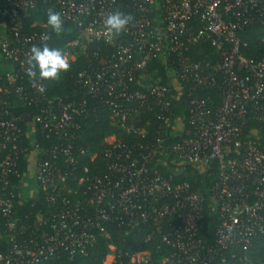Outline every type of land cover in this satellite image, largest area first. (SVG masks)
<instances>
[{"label":"built area","instance_id":"2783aa9c","mask_svg":"<svg viewBox=\"0 0 264 264\" xmlns=\"http://www.w3.org/2000/svg\"><path fill=\"white\" fill-rule=\"evenodd\" d=\"M39 3L46 13H62L64 31L76 29L63 51L69 63L91 43L113 42L103 27L109 14L134 17L113 51L76 76L118 128L141 136L136 142L107 137L102 165L93 170L81 161L85 150L73 144L80 125L76 117L88 113L85 103L49 95L46 86L41 93L28 75L31 45L47 44L41 39L45 30L25 25ZM255 22L264 26V0H0V239L6 242L0 264H49L64 254H82L99 236L107 237L109 223L169 246L172 253L159 264H213L216 257L223 262L225 251L246 247L263 233L264 147L244 130L249 117L264 125V60L243 55L240 37ZM200 44H208L211 53L194 60L191 49ZM170 56L176 62L167 69L168 84L147 82L150 58L165 62ZM209 88L218 93L216 105L196 95ZM12 93L33 108L31 149L18 146ZM180 97L184 116L174 111ZM148 114L155 120L152 135L145 130ZM35 129L54 138V145L46 149L35 143ZM26 150L29 158L35 156L34 189L44 193L46 208L24 221L16 215L9 181L20 179L21 190L31 176L29 169L17 171ZM211 164L215 172L204 193L175 179L189 165L207 172ZM205 208L218 219L209 245L200 235ZM109 250L102 264H155L147 251L122 257L113 246Z\"/></svg>","mask_w":264,"mask_h":264},{"label":"trees","instance_id":"16d2710c","mask_svg":"<svg viewBox=\"0 0 264 264\" xmlns=\"http://www.w3.org/2000/svg\"><path fill=\"white\" fill-rule=\"evenodd\" d=\"M45 20V5L39 3L27 18L25 25L29 30H45L46 34L51 35V39L47 40V45L50 48L59 49L63 53L67 43L76 38V29L73 28L71 31H63L61 35L57 36L55 33H50L48 28H43L40 25L42 23L45 24ZM33 23L36 25L32 26ZM198 25H200V23L195 21V27L198 28ZM123 37L124 34L121 32L119 35L113 37V42L111 43L94 42L89 44L82 54L80 53L75 60L70 62L71 70L67 73H61V79L58 82L43 81L49 95L62 97L67 102L75 101L76 103H85L88 113L76 117L80 125L79 129L75 132V142L73 144L85 150L86 154L82 156L81 161L92 170L95 165H102L100 152L107 144L105 141L107 137L114 135L116 141L126 142H136L141 139L140 135L126 134L118 128V125L113 120L106 106L97 98L87 95L84 89L76 82V76L80 70L89 65H96L102 59L106 58L113 51V45L121 41ZM240 37L245 43V46L242 48L243 55L255 60H264L263 25L259 22H255L246 26L240 33ZM208 53H211L208 44H200L191 49L190 55L192 59L199 60ZM208 58L211 60L215 59L213 56ZM175 62L176 60L173 56L167 58L165 62L158 57L150 58L145 69L147 82H159L164 85L168 84V78L166 76L167 69ZM135 87L137 86L134 84L131 85V88ZM196 95L197 97H208L213 105H216L220 100L215 88L199 91ZM9 102L11 103L12 115L18 118V128L21 134L18 146L31 149L28 133L30 128L29 116L33 113V108L27 105L26 101L14 93L10 94ZM174 111L178 116L185 115V100L183 97H180L174 102ZM146 119L149 121L148 125L145 126V120H143L139 123V126H145L146 132L152 135L153 128L155 127V120L151 114H148ZM244 135L257 139L260 145L264 147V125L257 123L252 117L248 118ZM33 141L49 149L54 145L55 139L52 137L45 138V134L35 129ZM2 154V151H0V157ZM93 154L95 158L92 159L90 156ZM33 156L29 158L28 150L21 153L17 165V171L19 173H24L28 170L31 161L35 159V156ZM96 169L102 170V166L100 168L97 166ZM214 172L215 166L213 164L210 165V169L207 172H200L189 165L183 172L178 174L175 179L177 181H187L193 188L204 193L205 189L210 186L213 177L212 174ZM66 182L72 185L75 184V180H68ZM9 183L11 186L10 189L14 194L13 201L16 215L20 220L24 219L25 221V218L29 216L30 213H34L39 207L46 208L44 193L41 190L38 188L34 189L33 193L30 195L21 192V194H23L22 199L19 197L22 188L21 190L18 188L20 179L12 177ZM204 220V226L202 227L200 235L205 243L209 245L214 240V231L218 225V219L216 215L210 213V211L205 208ZM28 223L29 221L27 224ZM1 224L2 222L0 221V226ZM105 228L108 233L107 237L99 236L95 243L82 254H77L71 258L64 254L60 259L51 261L49 264H102L104 258L110 251V245L113 246L115 251L117 253L119 252L122 257L126 253L147 251L150 259L155 264H159L163 258L168 257L172 253V249L158 239L154 238L147 241L142 235L135 232H124L123 229L117 227L114 223L107 224ZM27 234L28 233L25 235ZM5 249L6 242L3 238L0 239V251H4ZM223 259L224 261L220 262L219 257H216L213 264H261L264 260V232L255 235L251 239L250 244L246 247H243V244H239L225 251Z\"/></svg>","mask_w":264,"mask_h":264},{"label":"clouds","instance_id":"9594fccd","mask_svg":"<svg viewBox=\"0 0 264 264\" xmlns=\"http://www.w3.org/2000/svg\"><path fill=\"white\" fill-rule=\"evenodd\" d=\"M133 20L134 17L130 14H123L119 11L109 14L103 21V27L109 42L114 36L123 32ZM45 24L49 32L55 33L57 36L64 31V19L59 11L48 10ZM41 39L42 41L49 40L51 35L45 34ZM29 53L27 59L28 75L32 78V82L37 84V90L41 93L46 90V87L39 81L58 82L61 79V73H67L71 70V64L62 51L50 48L46 43L42 46L32 44Z\"/></svg>","mask_w":264,"mask_h":264},{"label":"crops","instance_id":"0c3cea01","mask_svg":"<svg viewBox=\"0 0 264 264\" xmlns=\"http://www.w3.org/2000/svg\"><path fill=\"white\" fill-rule=\"evenodd\" d=\"M33 167H34V162L31 161L30 166L28 168L30 173H31V176H29L28 179H26L25 184H23V186H22V192L27 194V195L32 194L33 190H34V186L30 187V185H29V183H33L34 182V178L32 177L33 176V173H32L33 172Z\"/></svg>","mask_w":264,"mask_h":264},{"label":"rangeland","instance_id":"374dc122","mask_svg":"<svg viewBox=\"0 0 264 264\" xmlns=\"http://www.w3.org/2000/svg\"><path fill=\"white\" fill-rule=\"evenodd\" d=\"M72 52H75V53H78V48H74V49H71ZM34 183V182H33ZM33 183H29L30 187H33L34 184Z\"/></svg>","mask_w":264,"mask_h":264}]
</instances>
